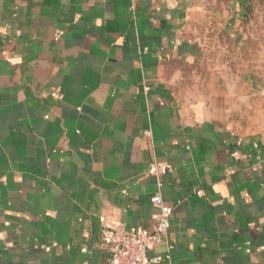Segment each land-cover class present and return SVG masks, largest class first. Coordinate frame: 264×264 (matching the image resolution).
<instances>
[{"label":"crops","instance_id":"crops-1","mask_svg":"<svg viewBox=\"0 0 264 264\" xmlns=\"http://www.w3.org/2000/svg\"><path fill=\"white\" fill-rule=\"evenodd\" d=\"M154 194L160 264H264V0H0V264H112Z\"/></svg>","mask_w":264,"mask_h":264},{"label":"built area","instance_id":"built-area-1","mask_svg":"<svg viewBox=\"0 0 264 264\" xmlns=\"http://www.w3.org/2000/svg\"><path fill=\"white\" fill-rule=\"evenodd\" d=\"M56 39H59V35H56ZM53 94L57 96V93ZM162 169L165 170V167ZM150 201L157 207V211L152 215L154 220L152 231L142 227L128 228L124 224L111 225L103 230L99 247L110 255L112 264L170 262L172 258L170 252L162 255L156 254L154 250L159 243L167 238L172 213L171 207L160 194L152 195ZM171 248L172 246H170Z\"/></svg>","mask_w":264,"mask_h":264}]
</instances>
